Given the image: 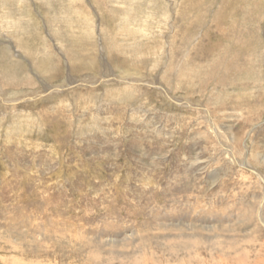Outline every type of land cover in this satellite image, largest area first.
<instances>
[{"label": "rangeland", "instance_id": "rangeland-1", "mask_svg": "<svg viewBox=\"0 0 264 264\" xmlns=\"http://www.w3.org/2000/svg\"><path fill=\"white\" fill-rule=\"evenodd\" d=\"M0 264H264V0H0Z\"/></svg>", "mask_w": 264, "mask_h": 264}, {"label": "bare ground", "instance_id": "bare-ground-1", "mask_svg": "<svg viewBox=\"0 0 264 264\" xmlns=\"http://www.w3.org/2000/svg\"><path fill=\"white\" fill-rule=\"evenodd\" d=\"M118 33V32H117ZM119 49L120 50H122V51H125V52H127L129 55H130V57H131V60H132V62H136V63H138V62H142V60L140 59V55H141V53H142V51H141V49H140V47L138 48V47H134L133 45H126V46H120L119 45ZM190 67V66H189ZM193 68V67H192ZM192 68H190V70L192 69ZM41 69V68H40ZM43 69V68H42ZM227 69V68H226ZM225 70V69H224ZM188 73H190V72H188ZM188 73H187V75L186 76H189L188 75ZM186 74V73H185ZM130 91V93H131V89H123V90H120V92L121 93H126V92H129ZM120 94V93H119ZM127 94H129V93H127Z\"/></svg>", "mask_w": 264, "mask_h": 264}]
</instances>
